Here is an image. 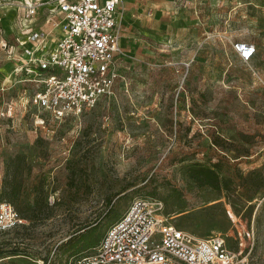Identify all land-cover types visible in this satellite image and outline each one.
I'll use <instances>...</instances> for the list:
<instances>
[{"label":"rangeland","instance_id":"1","mask_svg":"<svg viewBox=\"0 0 264 264\" xmlns=\"http://www.w3.org/2000/svg\"><path fill=\"white\" fill-rule=\"evenodd\" d=\"M49 5L0 0V201L29 221L0 235V264H74L71 238L105 233L141 197L264 264V0H123L115 95L62 121L32 102ZM238 42L257 46L251 62ZM200 168L230 190L199 185Z\"/></svg>","mask_w":264,"mask_h":264},{"label":"built area","instance_id":"2","mask_svg":"<svg viewBox=\"0 0 264 264\" xmlns=\"http://www.w3.org/2000/svg\"><path fill=\"white\" fill-rule=\"evenodd\" d=\"M120 1L48 0L58 19L29 60L38 72L47 73L41 79L43 90L32 98L38 109L60 121L79 118L115 95L120 78L116 61L122 53ZM41 5H29V15ZM56 30L60 37L54 41ZM235 51L249 63L257 46L238 42ZM27 223L11 203L0 201V235ZM74 264H246V259L227 246L223 233L194 238L171 222L161 201L141 197Z\"/></svg>","mask_w":264,"mask_h":264},{"label":"trees","instance_id":"3","mask_svg":"<svg viewBox=\"0 0 264 264\" xmlns=\"http://www.w3.org/2000/svg\"><path fill=\"white\" fill-rule=\"evenodd\" d=\"M194 172L196 174L195 177L196 182H198L199 185L201 186L209 185L218 190H222L223 188L226 190H230L229 187L227 186L226 181H223L224 185H221V180L217 172L205 168H200L198 170H195ZM232 205L235 206V203L232 202ZM104 234L105 233L98 231L96 227H90L89 229L85 230L83 233L79 234L78 236L71 238L64 252L69 253L70 257L79 258L84 254L92 251L94 248H96L99 245Z\"/></svg>","mask_w":264,"mask_h":264},{"label":"crops","instance_id":"4","mask_svg":"<svg viewBox=\"0 0 264 264\" xmlns=\"http://www.w3.org/2000/svg\"><path fill=\"white\" fill-rule=\"evenodd\" d=\"M122 1H120V5H119V15H120V23H121V48H122V51H123V43H124V38H125V21H126V18H125V14H124V10L122 8ZM53 35H56V38L53 39L54 41L57 40L59 37H60V30H56L53 32ZM120 74V73H119Z\"/></svg>","mask_w":264,"mask_h":264}]
</instances>
